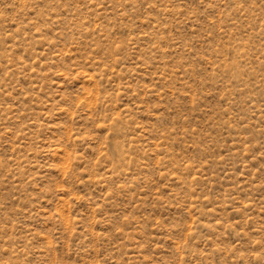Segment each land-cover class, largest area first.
Masks as SVG:
<instances>
[{
	"label": "rangeland",
	"instance_id": "rangeland-1",
	"mask_svg": "<svg viewBox=\"0 0 264 264\" xmlns=\"http://www.w3.org/2000/svg\"><path fill=\"white\" fill-rule=\"evenodd\" d=\"M0 264H264V0H0Z\"/></svg>",
	"mask_w": 264,
	"mask_h": 264
}]
</instances>
